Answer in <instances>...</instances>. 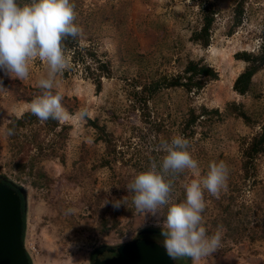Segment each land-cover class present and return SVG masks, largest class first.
Here are the masks:
<instances>
[{"label":"rangeland","instance_id":"374dc122","mask_svg":"<svg viewBox=\"0 0 264 264\" xmlns=\"http://www.w3.org/2000/svg\"><path fill=\"white\" fill-rule=\"evenodd\" d=\"M219 8L209 44L202 48L188 40L197 21L192 0H70L75 5L76 23L82 28L81 43L90 42L104 51L112 73L102 79L95 92L93 85L78 75L55 77V91L62 96V106L69 114L68 137L63 145L64 161L43 160L40 165L46 179L31 185V176L17 178L11 162L3 125L0 124V176L21 186L25 192V228L23 245L31 264H89L90 252L96 247L115 245L132 239L140 229L156 226L157 219L148 213L129 212L119 216L109 227L111 211L102 210L105 200L94 205V195L106 190L104 169L93 170L102 144L94 140L93 130L78 118L82 109L88 117L122 139L129 135L128 125L137 121L130 113L131 90L150 77L179 70L186 57L203 58L217 72V79L207 82L188 98L180 89H162L154 99L155 107L165 119L178 120L188 104H203L222 109L225 102L242 103L252 118L246 125L240 118L225 116L215 123L204 140H197L189 151L197 161L199 175L189 169L191 178L202 179L212 162L223 161L227 179H234L239 165L238 138L258 129L264 116V71L252 76L250 93L239 95L231 89L233 78L243 62L233 58L240 49L250 50L257 44V33L264 17V0H245L241 24L225 34L232 0H214ZM46 63L38 58L30 63L29 77L14 79L0 71V120L30 110V103L41 95L38 81L47 76ZM36 96H32V95ZM29 96L30 100L23 97ZM258 175L264 177V156L258 160ZM95 179V180H94ZM252 189L246 187L243 199L251 200ZM262 194H256L259 201ZM213 210L208 209L207 215ZM108 219L106 230L100 220ZM249 226L262 218L261 210L249 211ZM247 237L236 244L220 247L210 256L190 264H264V240ZM256 235H259L256 232ZM163 245L161 234L142 235Z\"/></svg>","mask_w":264,"mask_h":264},{"label":"trees","instance_id":"16d2710c","mask_svg":"<svg viewBox=\"0 0 264 264\" xmlns=\"http://www.w3.org/2000/svg\"><path fill=\"white\" fill-rule=\"evenodd\" d=\"M17 2L23 5L30 0H17ZM192 2L197 21L190 31L188 40L204 48L210 42L219 8L214 0H192ZM244 12L245 0L231 1L224 31L226 35L233 33L241 24ZM62 47L67 59V67L58 73L60 77L78 75L88 80L93 85L94 91L98 92L102 79L109 78L112 73L106 53L98 50L90 42L81 43L79 37L63 39ZM232 56L242 61L243 67L233 78L231 89L239 95L250 93L253 85L252 76L260 70L264 71V17L260 21L257 44L254 48L237 50ZM215 79H217L216 70L203 58L186 57L179 70L159 77H150L138 83V89H135L133 84L130 113L136 111L137 121L128 125L129 135L123 139L113 135L95 118L84 119L85 124L93 130L94 140L102 144V151L96 158L93 170L104 169L106 172L103 181L106 190L93 196L94 205H99L102 199L111 201L124 198V205L122 204L118 209H114L111 203L102 207L103 211L108 209L111 211L109 227L115 225L119 216L123 214L133 211L143 213L132 203L133 193L127 191V185L137 174L146 171L152 161L157 163L162 161L164 153L159 148L162 141H170L173 136L181 135L189 142L188 151H193L192 147L196 145L197 140L201 141L209 136L211 127L225 116L240 118L246 125L252 124V118L242 103L235 101L225 102L222 109L203 104H188L176 122L165 119L166 113L163 115L155 107L154 99L162 89H180L190 98L207 82ZM32 96L23 98L28 101ZM0 124L3 125L6 136L11 170L17 178L21 179L27 174L32 178L30 184L35 185L46 179L40 165L43 160L57 159L60 163L64 161L62 148L68 137L70 125L52 119L41 121L30 110H24L19 115H10L5 121L0 120ZM8 129H12L14 134L8 135ZM237 146L239 165L234 179L226 181V186L220 189L218 196L204 190L203 226L209 235L220 227L221 242L225 247L241 242L247 237L249 230H252L253 234L249 239L264 240V177L258 175V160L264 156V116L257 130L238 138ZM167 179L172 180L171 202H184L185 185L193 180L189 169ZM246 187L254 188L252 194L255 193L248 201L243 199ZM259 192L262 196L259 201H255ZM253 207H258L262 213L259 222H254L255 228L249 226V211ZM208 209L213 212L207 215ZM160 212L162 217L166 215L167 206L162 207ZM103 216L100 222L102 228L106 230L109 220ZM24 228L25 210L22 208V239ZM148 229L161 230L158 226H149ZM256 232L259 235H256ZM97 249L98 247L90 252V258ZM190 260L187 257H179L173 261L174 264H190ZM28 262L31 264L29 257Z\"/></svg>","mask_w":264,"mask_h":264},{"label":"clouds","instance_id":"9594fccd","mask_svg":"<svg viewBox=\"0 0 264 264\" xmlns=\"http://www.w3.org/2000/svg\"><path fill=\"white\" fill-rule=\"evenodd\" d=\"M75 19V5L70 0H30L23 5L17 0H0V71L10 78L25 80L29 77L30 63L37 58L48 67L47 76L38 81L42 94L30 103L31 113L41 121L59 122L69 118L62 106L63 96L54 88L56 75L67 67L62 40L82 34ZM87 117V109L80 110L78 118ZM7 134L14 132L8 129ZM188 145L181 135L162 141L159 145L164 153L162 161H152L146 171L137 174L127 185V191L133 193L132 203L137 210L156 217L167 255L173 260L187 257L195 262L220 247V227L209 235L203 226L204 190L218 196L226 186L228 169L223 161L212 162L202 179H193L185 185V201L172 203V180L167 177L185 169L199 175L197 161L188 151ZM108 203L118 209L124 205V198L105 199L104 204ZM164 206L167 212L162 217L160 210Z\"/></svg>","mask_w":264,"mask_h":264},{"label":"water","instance_id":"95a60500","mask_svg":"<svg viewBox=\"0 0 264 264\" xmlns=\"http://www.w3.org/2000/svg\"><path fill=\"white\" fill-rule=\"evenodd\" d=\"M25 206L22 187L0 176V264H29L21 238ZM157 232L161 230L146 229L147 234ZM142 233L140 229L132 239L102 246L89 264H174L161 243L139 236Z\"/></svg>","mask_w":264,"mask_h":264},{"label":"flooded vegetation","instance_id":"af4514ba","mask_svg":"<svg viewBox=\"0 0 264 264\" xmlns=\"http://www.w3.org/2000/svg\"><path fill=\"white\" fill-rule=\"evenodd\" d=\"M146 234H147V233H146V229H144V233L140 234L139 236L146 235ZM148 234H149V233H148ZM150 234H151V233H150ZM102 248H103L102 246H99L98 249L95 251V253H97V252H98L99 250H101ZM95 253H94V254H95ZM94 254H93V255H94Z\"/></svg>","mask_w":264,"mask_h":264},{"label":"bare ground","instance_id":"6f19581e","mask_svg":"<svg viewBox=\"0 0 264 264\" xmlns=\"http://www.w3.org/2000/svg\"><path fill=\"white\" fill-rule=\"evenodd\" d=\"M144 230V229H143ZM151 234H156V233H151ZM23 240V239H22ZM27 254V253H26ZM28 256V255H27ZM29 257V256H28Z\"/></svg>","mask_w":264,"mask_h":264}]
</instances>
